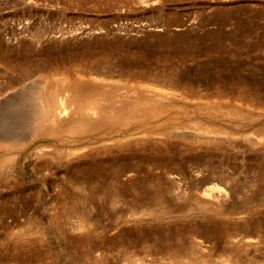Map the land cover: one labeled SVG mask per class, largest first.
<instances>
[{"label": "rangeland", "instance_id": "rangeland-1", "mask_svg": "<svg viewBox=\"0 0 264 264\" xmlns=\"http://www.w3.org/2000/svg\"><path fill=\"white\" fill-rule=\"evenodd\" d=\"M66 76L106 106L116 92L133 120L73 142L39 133L36 91ZM10 90L0 264H169L179 243L192 264H264V0H0ZM43 145L54 157L35 155Z\"/></svg>", "mask_w": 264, "mask_h": 264}, {"label": "bare ground", "instance_id": "bare-ground-1", "mask_svg": "<svg viewBox=\"0 0 264 264\" xmlns=\"http://www.w3.org/2000/svg\"><path fill=\"white\" fill-rule=\"evenodd\" d=\"M93 80L100 82L101 80H104V79L98 76L96 78H93ZM90 82H91V79H90ZM90 82H89V79L87 80L82 77L66 76L52 84H47L46 87L44 86L43 88H41L42 87L41 86L39 88V91H36L37 92L36 98L38 99L39 105H38L37 100L35 101L34 99V101L37 103L35 105L39 106L38 107L39 109L37 110L38 114L35 113L37 115H34L35 117H37L36 120H37V123L39 124L37 125V127L35 125L36 128H33V129L37 130L38 127L42 126L40 127L41 130L47 129L48 132L50 133V136L53 137L56 141H59L62 143L68 142V141L73 142L74 141L73 139H82L86 136H92V138L93 137L98 138L103 135H106L107 134L106 127H108V124L112 123L111 121L116 119L118 122L124 113L131 115L130 118L133 115H136L135 113H137V109L135 107H130V108L123 110L124 108L121 107V105H118L119 99L117 96H115L116 92H110L112 93L111 95L112 99L116 101L115 102L116 104L114 103V104H111L110 106H106L105 103L100 100V97L97 96L98 93H94L93 90L89 89L90 87L88 84ZM36 88H38V86ZM14 92L15 90L14 91L10 90V92H7V93L4 92L5 94L3 93L4 95L0 96V105L6 104L7 103L6 101L9 100L12 95H14ZM105 92L109 93L106 90ZM130 104H127V105L130 106ZM77 113H80V114L82 113V115L79 116ZM34 124H36V122L33 123V125ZM116 126H112V124L109 125V128H111L112 130L108 131V133L114 132L115 131L114 129H116ZM36 130H34V133ZM41 130L38 132L40 133ZM5 135L6 134L4 133L0 134V142L4 143L9 140L8 136L6 137ZM43 135L45 136V134ZM28 139H29V136H28ZM28 144L29 142L27 143V145ZM260 145H264V141L260 142ZM91 150H93V148L88 144L80 146V147H76V148L65 149V151L68 152L70 155H75L79 152L82 153V152H87ZM53 153L54 152L52 151V149L49 150V146L46 147L44 145L42 147H39L35 151V155L38 156L39 158H44V157L48 158L49 156L54 157ZM225 195H226L225 191L220 188L215 189V190L214 189L209 190L208 192L205 193V197L212 201H221L220 199H222V197ZM155 199L157 201H161L162 199L164 200V198L162 197L161 191L156 192ZM136 203L138 204L142 203L141 204V206L143 205L142 207L146 206L145 202L141 201V199L135 200V204ZM137 207H140V206H136L135 209H137ZM135 209L133 208V210ZM78 222L79 223L77 227L79 229L88 225V224L86 225L87 217L82 218L81 220H78ZM259 239H261V237H259ZM253 240L255 239L250 238V239H247V241L240 240L239 242L249 246L252 244ZM246 245H238L237 248H239L240 246H243L245 248ZM188 247H189L188 245L183 246V243L176 244V246L172 249L170 253L171 255L168 254L169 252L167 253L171 257V261H169L170 262L169 264H192L193 262L191 260L193 257L190 256L191 254H190V251L188 250ZM193 247H196V246H193ZM125 255L128 258L130 257L128 256V252L127 254L125 253ZM234 256L235 255L233 254V255H230V258H228L227 260L222 259V261H219V264L220 262L225 263L223 262V260L227 261L225 264H240L239 259L233 258ZM199 261H200L199 262L200 264H211L210 262L211 259L209 261L204 256L200 257Z\"/></svg>", "mask_w": 264, "mask_h": 264}]
</instances>
